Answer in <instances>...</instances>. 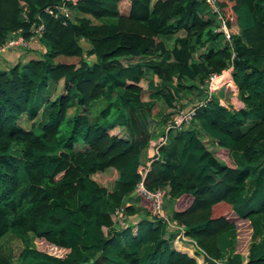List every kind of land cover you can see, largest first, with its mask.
Listing matches in <instances>:
<instances>
[{"label":"trees","instance_id":"1","mask_svg":"<svg viewBox=\"0 0 264 264\" xmlns=\"http://www.w3.org/2000/svg\"><path fill=\"white\" fill-rule=\"evenodd\" d=\"M62 1L0 0V39L17 28L29 35L27 5L30 21L38 14L44 23L45 45L0 68V237L22 243L14 259L0 251V264H264V0H220L231 44L213 31L204 0H129L126 11L121 0H76L65 23L44 11ZM232 48L224 93L214 89L188 127L164 130L143 178L149 189L167 187L169 215L191 238L183 239L149 215L148 199L138 203V168L156 136L154 108L162 125L173 115L163 106L202 97ZM61 54L78 59L56 61ZM97 99L105 103L91 119ZM109 169L110 188L98 181ZM120 204L129 224L116 228Z\"/></svg>","mask_w":264,"mask_h":264},{"label":"built area","instance_id":"2","mask_svg":"<svg viewBox=\"0 0 264 264\" xmlns=\"http://www.w3.org/2000/svg\"><path fill=\"white\" fill-rule=\"evenodd\" d=\"M76 0H63L60 3H55L48 5L44 8L46 13H49L54 18H59L63 23L67 22L68 19L72 20V8L69 6L68 2H73ZM205 4L208 7L209 12L214 17L213 31L219 32L224 37V40L231 44L232 36L231 30L227 21V17L224 13V10L220 4V0H204ZM22 16L26 21H29L31 27L29 28V35L24 33L22 28H17L11 31V33L2 39H0V59L4 57V54L11 49H24L32 50L34 41L40 42V37L44 30V23L40 20V16L34 15V20L30 21L28 16V6H22ZM235 50L231 49V57L228 60L227 66L221 72H211L208 77L204 80V83L201 85L204 95L202 97H196L189 105L178 106L169 122L165 125V130L168 129H183L192 124L193 118L196 114V110L199 106L206 105L207 100L210 99L214 89L219 88L224 81L225 77L222 76L231 72L233 59L235 57ZM227 81V80H226ZM218 85H215L217 84ZM166 142V135L163 134L159 139L153 144L154 154H158V147ZM151 160L147 162H141L139 165V172L142 175L141 180L136 184V193L145 197L151 202V211L149 215L157 219H161L170 228L177 232L183 239H191L188 235L185 234V227L182 223L178 222L177 219L171 218L169 213L166 212L164 207L165 196L167 194V187H158L156 189H149L145 186L143 178L149 169ZM128 204V203H126ZM115 223L116 228H122L129 224V216L124 210V204H120L114 209ZM202 252H204L202 250ZM219 264H222L221 260H218Z\"/></svg>","mask_w":264,"mask_h":264},{"label":"rangeland","instance_id":"3","mask_svg":"<svg viewBox=\"0 0 264 264\" xmlns=\"http://www.w3.org/2000/svg\"><path fill=\"white\" fill-rule=\"evenodd\" d=\"M128 6H129V0H121L120 1V7H121V9H123L124 11H126V8H128ZM76 11L75 10H73L72 9V19H74L75 18V16H76ZM222 40L225 42V40H224V37H222ZM88 42H86V41H82V44L87 48L88 46V44H87ZM33 45V47H35V43H33L32 44ZM42 45V47L43 48H45V45L42 43L41 44ZM42 50L41 51H35V55H37V56H41L42 55ZM23 58H27V55L25 56V57H23ZM78 59V57H76V56H67V55H63V54H61V55H58V56H56L55 57V60L56 61H66V62H69V61H76ZM62 83L63 82H59V84L57 85L58 87H57V89H55L54 90V85L53 84H51V88L53 89L52 90V93H53V95H52V99H54L56 96H57V93H59V90H60V87H61V85H62ZM143 84L145 85V82H143ZM215 85H218V83L217 84H215ZM219 90L217 91V92H219L220 94H223L224 93V89L223 88H218ZM202 91H203V89H202ZM199 94V93H198ZM197 93H196V95H194V98H195V96H197V98L200 96V95H198ZM114 95H116V94H114ZM145 96H147L146 94H145ZM230 96H233L234 97V100L238 103V96H237V94H233V91H231L230 89H227V97H228V100L230 99ZM105 103V102H104ZM103 103V100L102 101H100V100H95L94 102H93V109H91L88 113H89V116H90V118L91 119H93V118H95L97 115H98V112H99V109H100V107L104 104ZM180 104H181V102H180ZM179 104V105H180ZM179 105H176V106H179ZM181 106V105H180ZM73 108L74 107H70V108H68V114L70 115V114H72V112H73ZM49 110V108H45V106H43V108L42 109H40V111H39V114H38V117L36 118V128H35V130L37 131V132H40L41 131V127L39 126L40 124H41V122H43V120H44V118L46 117V115H47V111ZM157 111H158V108L157 107H155L154 108V113H153V115H152V125L154 124V123H156L157 121H158V119H156V118H159V115L157 114ZM23 117H25V118H23L24 119V125L25 126H27V127H30V125H31V122L26 118V116L24 115ZM117 131H118V129H116ZM163 131V129L161 130V129H159V134L161 133ZM207 144H208V146L210 147V146H212L211 144V142H207ZM214 145V144H213ZM211 148V147H210ZM157 155V153L156 154H154L153 156H151V161H152V159L155 157ZM226 159H224V161H226V162H229L230 161V159L228 158V157H226V156H224ZM115 170L114 169H109V170H106L105 171V174H106V176H104V177H101V178H98V181H100V183H102V184H104V185H106L108 188H110L111 186H112V183H113V179L115 178ZM138 195V194H137ZM138 197H140L139 198V201H138V203H140V199H141V195H138ZM131 201H126V203H130ZM173 206H174V202L171 200V199H169V197H168V193L166 194V196H165V202H164V207H165V210H166V212L167 213H170L171 211H172V209H173ZM231 213V215H232V219H235L234 218V213L233 212H230ZM240 228V230L241 231H250L249 230V226H248V224H243L241 227H239ZM239 230V231H240ZM21 247H22V243H21V241L18 239V238H16L14 235H13V233H11V232H7L5 235H3L2 237H0V251L5 255V256H7V257H9V258H11V259H14L15 258V255H14V253L16 254V253H18V251L21 249ZM229 252V251H228ZM227 252V253H228Z\"/></svg>","mask_w":264,"mask_h":264},{"label":"crops","instance_id":"4","mask_svg":"<svg viewBox=\"0 0 264 264\" xmlns=\"http://www.w3.org/2000/svg\"><path fill=\"white\" fill-rule=\"evenodd\" d=\"M34 43L36 44L35 47L32 48V50H24V49H20V48H17V49H11L7 52L6 54V57H3L0 59V68H6L10 65H12L14 62H16L17 60H26L28 59L29 57H32V56H36L34 53L35 51H43L45 50V48L42 47V43L41 42H37V41H34ZM88 44V43H87ZM88 46V45H87ZM42 52V53H43ZM27 55V58H23ZM154 80L156 81L157 80V76L154 75ZM60 83L62 82V80L59 81ZM197 91L195 92H192V93H189L188 96H184L182 98H180L179 102H181V104L183 103L182 106H186V105H189L197 96H195L194 98V95H196ZM204 94V93H203ZM201 97V96H199ZM177 103V105H179L180 103ZM228 102H234V97L232 96ZM180 106V105H179ZM178 106L176 107H165L163 106V110L164 112H169V111H172V114L174 113L175 109L177 108ZM158 119V121L156 123H154L153 125H155V135L154 138H152L149 142V145L144 149L143 151V154H142V158H141V162H147L150 158H151V155L153 154L154 152V146L153 144L159 139L160 136L163 135L164 133V128H165V125L167 124L168 121H166L165 123H163L161 125V116L159 115V118H156ZM154 127V126H153ZM162 127V128H161ZM159 129H163V131L159 134ZM205 140H209V137L207 135H203L202 136ZM208 142H211L212 147H216L217 144L215 141H208ZM214 144V145H213ZM151 160V159H150ZM172 212V211H171Z\"/></svg>","mask_w":264,"mask_h":264},{"label":"water","instance_id":"5","mask_svg":"<svg viewBox=\"0 0 264 264\" xmlns=\"http://www.w3.org/2000/svg\"><path fill=\"white\" fill-rule=\"evenodd\" d=\"M136 193V189L133 191V194Z\"/></svg>","mask_w":264,"mask_h":264},{"label":"clouds","instance_id":"6","mask_svg":"<svg viewBox=\"0 0 264 264\" xmlns=\"http://www.w3.org/2000/svg\"><path fill=\"white\" fill-rule=\"evenodd\" d=\"M136 189V188H135ZM134 194H137V193H134Z\"/></svg>","mask_w":264,"mask_h":264}]
</instances>
